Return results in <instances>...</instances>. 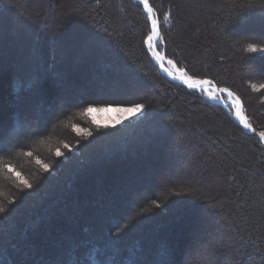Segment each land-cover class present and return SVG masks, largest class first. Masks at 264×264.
<instances>
[{
    "label": "trees",
    "instance_id": "obj_1",
    "mask_svg": "<svg viewBox=\"0 0 264 264\" xmlns=\"http://www.w3.org/2000/svg\"><path fill=\"white\" fill-rule=\"evenodd\" d=\"M148 4L158 50L186 75L237 96L255 133L230 117L240 121L224 93L213 100L225 106L213 103L154 62L140 1L0 0V123L7 128L0 207L12 209L0 213V264H69L74 253L115 234L126 252L142 250L148 261L165 245L171 264H190L182 256L197 227L188 230L187 211L198 207L220 217L222 237L210 236L219 243L210 245L218 264H264V53L248 50H264V0ZM134 104L148 111L139 123L136 116L97 128L85 112ZM5 163L32 188L19 186ZM139 185L146 190L139 193ZM53 224L59 232L48 230Z\"/></svg>",
    "mask_w": 264,
    "mask_h": 264
},
{
    "label": "snow or ice",
    "instance_id": "obj_2",
    "mask_svg": "<svg viewBox=\"0 0 264 264\" xmlns=\"http://www.w3.org/2000/svg\"><path fill=\"white\" fill-rule=\"evenodd\" d=\"M140 3L146 9L148 17L151 21V35L148 36L146 43L151 47L154 43V39L158 35V22L155 18H153V8L149 6L148 0H140ZM248 50L252 52H262L264 50L253 48L252 45L248 46ZM168 64H172V61L169 60ZM167 71V69H165ZM179 78L189 87V88H201L205 91L209 96H214L213 88L207 87L208 85L212 84L211 80L208 79H193L186 75L183 69H179ZM172 75V73H169ZM39 87V84L37 85ZM221 92H227L228 96L231 97L233 95L232 92L228 91V89H220ZM237 103L239 100L237 99ZM100 112H109L114 111L116 116H109L106 118V121L101 124L99 120L93 117V123L96 124L97 128L100 127H109L115 126L116 124H121L125 119H129L132 116H139V120L136 121L139 123L148 117V111L145 109V105L143 104H134L132 107H116L115 109L111 108H100L96 109ZM94 109L89 106L85 109V112L91 113ZM237 116H240L239 111H237ZM241 122L244 124V127L249 128L251 125L248 123L246 119L240 117ZM86 135H92V133L88 132L86 129L83 130ZM7 134V128L3 123H0V152H4L5 148L3 147L5 136ZM101 135H110V133H101ZM260 136L264 138V132L260 133ZM63 147L65 149H69L72 151V146L69 144H64ZM26 155L31 156V152H27ZM55 155L57 157L64 156V154L60 151V149H56ZM68 157H64L66 161ZM41 167L48 171L51 165L46 163H41L39 159L36 161ZM57 163H61L58 161ZM4 168L7 172L14 174V176L19 180V186L23 188L31 189L32 185L24 179L20 172L16 171L14 167L10 163H5ZM156 208H160L161 205L159 203L153 202ZM12 209H9L7 212L4 207H0V213L4 215H8ZM3 217H0L2 219ZM119 234L113 235L110 239L104 240L103 236L100 237V241L96 243H90L88 247L83 249L78 253H74L72 260L69 264H117V258L120 259L121 264H124V261L127 264H171V251L165 246L161 245L153 254V260L148 261L146 255L143 253L142 250L136 251H127L121 245V242L118 238Z\"/></svg>",
    "mask_w": 264,
    "mask_h": 264
},
{
    "label": "rangeland",
    "instance_id": "obj_3",
    "mask_svg": "<svg viewBox=\"0 0 264 264\" xmlns=\"http://www.w3.org/2000/svg\"><path fill=\"white\" fill-rule=\"evenodd\" d=\"M147 14V13H146ZM147 16H148V14H147ZM149 18V17H148ZM150 20V19H149ZM151 22V21H150ZM157 39V40H156ZM156 40V41H155ZM159 44H161L160 43V38H158V36L154 39V43H153V45L150 47L149 45V50H150V53H151V56H152V58H153V60L154 61H157V59H160L159 58V56H161V52L158 50V45ZM168 59V58H167ZM170 60V59H169ZM158 63V62H157ZM159 67H167V65L165 64V66L163 65V64H159L158 65ZM176 68V67H175ZM167 69V68H166ZM168 70V69H167ZM169 74V73H168ZM175 74V76H177L176 75V73H174ZM178 78H179V76H177ZM190 77V76H189ZM180 79V78H179ZM194 79V78H193ZM195 79H199V78H195ZM200 80H202V79H200ZM209 80V79H208ZM213 84V83H212ZM208 87V86H207ZM217 87V86H216ZM201 89V88H200ZM217 89H219L218 87H217ZM200 91H202L203 92V94L205 95V97L209 100V99H211V100H213L214 98H215V100L217 99L216 97H217V92H215L214 91V96H209L205 91H203L202 89L200 90ZM219 93H224L225 95H226V100H225V102H227V99H228V103H231V104H233L235 107H236V99L234 98V96L232 95L231 97H229L228 96V94L226 93V92H219ZM235 103V104H234ZM62 105H63V103L62 102H60V105L59 106H57V108H58V110L59 109H61V107H62ZM55 106V105H54ZM133 105H128V106H120V105H105V106H96V107H92L93 109H94V111L93 112H91V113H89L90 114V116L92 117V119H93V117H95L97 120H99L100 122H101V124H103L105 121H106V118L107 117H109V116H116V113L114 112V111H109V112H107V113H105V112H100V111H98V110H96V109H100V108H111V109H115L116 107H132ZM237 109V108H236ZM237 113V112H236ZM31 116H28L27 118H30ZM133 117H136V116H132V117H130V118H133ZM52 118V117H51ZM50 118V119H51ZM129 118V119H130ZM40 119L41 118H38V119H36L37 120V122H40ZM126 120V119H125ZM240 121H241V119H240ZM33 123H35V121H33ZM32 128H27V131H30ZM261 139L264 141V138H262L261 137ZM174 170H173V173L172 172H170V171H165L164 172V174L166 173L167 175H169L170 174V176H173L172 174H174ZM165 174V175H166ZM166 175V176H167ZM156 177H158V176H156ZM167 178H169V176L167 177ZM139 193L140 192H144L145 190H146V188H143V187H141V185H139ZM120 189H121V186H120ZM119 189V190H120ZM131 190H130V194L128 193L129 191H126L125 193H128L129 195L128 196H133V195H135L136 194V185H135V187H131L130 188ZM117 190H118V188H117ZM121 191H123V189H121ZM78 201H81V200H79L78 199ZM64 201H62V203H63ZM75 202V201H74ZM76 202H77V197H76ZM117 202V201H116ZM78 203V202H77ZM66 206H68V205H66ZM69 207V206H68ZM71 207V206H70ZM72 208H74L75 209V206L74 207H72ZM67 209H69V208H66V210ZM80 208L79 207H77V205H76V210L78 211ZM65 209H62V211H65L64 213H62L61 214V216L62 217H65V216H67L66 214H68L69 213V211H70V209L69 210H67L66 211ZM72 210V209H71ZM206 210H207V207H205V210L204 209H202V208H196L195 210H189V211H187V212H189L188 214L190 215V219L188 220L190 223H189V228H188V230L189 229H191V226H194V228H195V226L197 227V229L195 230H192V232H188V233H190L189 235H188V237L190 238V239H188V242H189V244H186V247L184 248V257L182 256V260H184V261H186V262H189L190 264H214V262H215V264H218V262H216V259L214 258V253L212 252L213 250L211 249L212 248V246H210L211 245V243H212V245H214L215 247L217 246V243L215 242V244H213V242H212V237L210 238V236H212L213 234H214V237H217L218 239L219 238H221L222 237V235L220 234V233H222V231H221V229L218 227V224H220L219 222H220V217L219 216H216V215H212L211 213L210 214H208L207 212H206ZM186 212V213H187ZM60 217V216H59ZM207 223V224H206ZM211 224V225H210ZM108 225H109V223H108ZM61 225H55V224H53L52 226H47L49 229V231H51V232H53V233H55L56 231H58L59 232V227H60ZM107 228V224H102L101 226H100V229L101 230H103V232H104V230ZM99 229V228H98ZM99 229V230H100ZM199 229V231H197ZM100 230V231H101ZM73 232H75L74 234H73V237H76L77 235L79 236V234H77L76 233V230L74 231L73 230ZM199 232V233H198ZM192 234H193V236H192ZM48 236V235H47ZM209 237V240L207 239ZM39 239V238H38ZM75 239V238H74ZM214 240V239H213ZM39 241V240H38ZM75 241H77V240H73V241H71L70 242V244L68 243V247H72V245L75 243ZM215 241V240H214ZM156 242V241H155ZM158 243H159V241H157ZM219 244V243H218ZM207 246V248L206 249H203V248H205ZM37 248H38V254H40L41 252L39 251L40 250V245H38L37 246ZM48 248V247H47ZM45 249V252L47 253V251H48V255H47V257L48 256H51V254H50V251L48 250V249ZM154 248H155V243H154ZM130 251V250H129ZM44 252V253H45ZM153 252H154V250H153ZM153 252L151 253V257H153ZM8 256H10L11 257V254H7ZM42 256H43V253H42ZM38 257H41V256H38ZM12 258V257H11ZM14 259H18L19 260V263L20 262H22V260L20 259V258H18L17 257V255H15L14 256ZM221 259V258H220ZM220 259H219V261H220ZM4 261H6L5 263H9V261H10V259H9V257H4V260H3V262ZM217 261H218V259H217Z\"/></svg>",
    "mask_w": 264,
    "mask_h": 264
},
{
    "label": "bare ground",
    "instance_id": "obj_4",
    "mask_svg": "<svg viewBox=\"0 0 264 264\" xmlns=\"http://www.w3.org/2000/svg\"><path fill=\"white\" fill-rule=\"evenodd\" d=\"M145 9V8H144ZM144 11H146V9L144 10ZM147 13V12H146ZM158 31V30H157ZM151 35V34H150ZM158 38H159V33H158ZM157 40V39H156ZM155 40V41H156ZM147 46H148V44H147ZM148 48H149V46H148ZM159 58L163 61V62H165L166 64H168V61H169V59H167V58H165V56H164V53L163 52H161V56H159ZM158 60V59H157ZM157 65H159L158 63H157V61H154ZM165 63H162V64H165ZM169 66H170V68H171V72L172 73H176V75L178 76L179 75V69L175 66V64L172 62V64H168ZM176 67V68H175ZM162 70H163V72L171 79V80H173V81H176V82H180V83H182V84H184L186 87H188L181 79H179L177 76H175V74H172V75H169L168 74V70L166 71L165 69L167 68V67H160ZM188 76V75H187ZM208 87H209V85H208ZM210 88V87H209ZM221 89H224V88H221ZM229 91V90H228ZM215 92H217V93H219L220 92V89L218 90V91H215ZM227 93V92H226ZM234 95V94H233ZM234 98L236 99V101H237V99L239 100V105L238 106H240V110H242V106H241V102H240V99L237 97V96H235L234 95ZM211 100V99H210ZM211 101H214V100H211ZM237 108V107H236ZM237 111H238V109H237ZM241 113H242V111H241ZM243 114V113H242ZM236 115H237V113H236ZM240 117H242V115L240 116ZM237 118L240 120V118H239V116H237ZM243 118L245 119V116H244V114H243ZM260 138H261V136H259Z\"/></svg>",
    "mask_w": 264,
    "mask_h": 264
},
{
    "label": "water",
    "instance_id": "obj_5",
    "mask_svg": "<svg viewBox=\"0 0 264 264\" xmlns=\"http://www.w3.org/2000/svg\"><path fill=\"white\" fill-rule=\"evenodd\" d=\"M138 1H140V0H138ZM213 87L215 88V89H217V87L213 84ZM194 89H197V90H201L200 88H194ZM219 89H221V88H219ZM210 100V99H209ZM211 101V100H210ZM211 102H213V103H217V104H222L223 106H225V102L224 101H219V102H214V101H211ZM228 113H229V115H230V117L235 121V122H237L241 127H243L245 130H247V131H249V132H254L255 133V130L253 129V128H251V127H249V128H246V127H244V125H242L241 123H240V121H238V120H236L235 118H234V116L228 111Z\"/></svg>",
    "mask_w": 264,
    "mask_h": 264
}]
</instances>
